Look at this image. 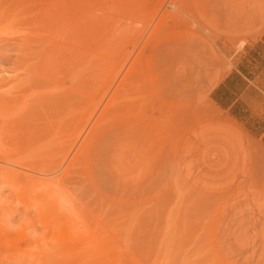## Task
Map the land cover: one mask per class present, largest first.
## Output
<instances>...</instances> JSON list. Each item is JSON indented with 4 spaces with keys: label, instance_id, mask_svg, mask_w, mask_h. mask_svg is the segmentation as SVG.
I'll return each mask as SVG.
<instances>
[{
    "label": "rangeland",
    "instance_id": "obj_1",
    "mask_svg": "<svg viewBox=\"0 0 264 264\" xmlns=\"http://www.w3.org/2000/svg\"><path fill=\"white\" fill-rule=\"evenodd\" d=\"M263 30L264 0H0V264H264V147L209 99Z\"/></svg>",
    "mask_w": 264,
    "mask_h": 264
},
{
    "label": "crops",
    "instance_id": "obj_2",
    "mask_svg": "<svg viewBox=\"0 0 264 264\" xmlns=\"http://www.w3.org/2000/svg\"><path fill=\"white\" fill-rule=\"evenodd\" d=\"M209 99L264 147V30L212 88Z\"/></svg>",
    "mask_w": 264,
    "mask_h": 264
},
{
    "label": "bare ground",
    "instance_id": "obj_3",
    "mask_svg": "<svg viewBox=\"0 0 264 264\" xmlns=\"http://www.w3.org/2000/svg\"><path fill=\"white\" fill-rule=\"evenodd\" d=\"M212 37V36H211ZM235 38V37H234ZM236 40V39H235Z\"/></svg>",
    "mask_w": 264,
    "mask_h": 264
}]
</instances>
